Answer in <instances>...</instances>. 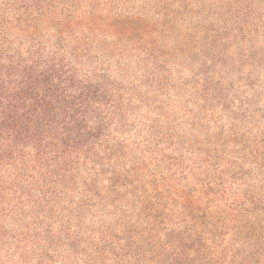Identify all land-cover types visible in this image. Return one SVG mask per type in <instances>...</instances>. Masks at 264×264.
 <instances>
[{
  "label": "trees",
  "instance_id": "obj_1",
  "mask_svg": "<svg viewBox=\"0 0 264 264\" xmlns=\"http://www.w3.org/2000/svg\"><path fill=\"white\" fill-rule=\"evenodd\" d=\"M149 1L0 0V264H264V174L260 195L244 162L264 169V130L224 103V169L218 146L180 132L151 96L169 83ZM252 4L230 38L258 20Z\"/></svg>",
  "mask_w": 264,
  "mask_h": 264
},
{
  "label": "rangeland",
  "instance_id": "obj_2",
  "mask_svg": "<svg viewBox=\"0 0 264 264\" xmlns=\"http://www.w3.org/2000/svg\"><path fill=\"white\" fill-rule=\"evenodd\" d=\"M137 1L141 5L144 0ZM157 1L148 3L155 5ZM239 3H253V12H249L256 13L258 20L246 25L244 34L230 38L234 28L242 27L235 17L241 10ZM159 5L163 15L151 12V19L161 24L146 46L153 43V60L162 66L169 87L161 89L157 85L151 96L169 108L170 120L179 119L180 132L199 135L206 149L218 146L224 169L232 159L230 107L225 108L224 103H231V109L239 113L244 101L245 109L256 112L264 130V0H162ZM243 48L246 58L241 56ZM243 60H247L246 66H236ZM127 61L131 74L142 77L139 57L129 55ZM189 112L201 119L197 127L188 124L194 119ZM240 127L242 133L250 131L251 119ZM244 162L258 173L251 189L261 195L259 183L264 169L259 170L250 160ZM254 219L264 226V213Z\"/></svg>",
  "mask_w": 264,
  "mask_h": 264
}]
</instances>
